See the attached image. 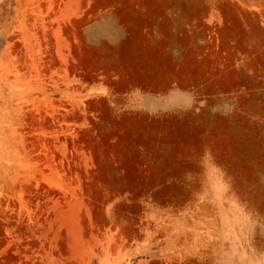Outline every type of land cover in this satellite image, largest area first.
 <instances>
[{"label": "rangeland", "instance_id": "374dc122", "mask_svg": "<svg viewBox=\"0 0 264 264\" xmlns=\"http://www.w3.org/2000/svg\"><path fill=\"white\" fill-rule=\"evenodd\" d=\"M0 0V264H264V0Z\"/></svg>", "mask_w": 264, "mask_h": 264}, {"label": "crops", "instance_id": "0c3cea01", "mask_svg": "<svg viewBox=\"0 0 264 264\" xmlns=\"http://www.w3.org/2000/svg\"><path fill=\"white\" fill-rule=\"evenodd\" d=\"M242 2L244 1V0H241ZM251 1V0H250ZM252 1H258V0H252ZM186 3L188 6H192L194 3H195V0H172V5L173 6H178L179 5V3Z\"/></svg>", "mask_w": 264, "mask_h": 264}]
</instances>
